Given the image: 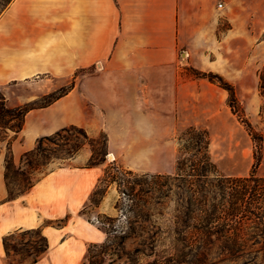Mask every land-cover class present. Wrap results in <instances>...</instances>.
<instances>
[{"label":"crops","instance_id":"obj_1","mask_svg":"<svg viewBox=\"0 0 264 264\" xmlns=\"http://www.w3.org/2000/svg\"><path fill=\"white\" fill-rule=\"evenodd\" d=\"M215 7L216 0H12L0 16V85L45 73L72 76L94 69L50 106L28 113L20 135L10 137L15 162L34 148V137L74 124L93 136L105 131L108 151L130 170L175 173L167 145L161 147L159 139L194 126L204 90L213 84L187 73L197 65L189 50L190 59L183 58L182 49L190 41L186 23L194 17L205 23ZM258 17L264 20V13ZM220 94L225 96V89ZM61 103L69 109L58 119L42 116L29 124L31 115ZM21 136L26 139L23 150ZM91 154L83 148L68 165L47 172L10 200L0 147V264H10L5 237L38 228L48 218L35 207L50 200L51 179L68 169H93L85 165ZM40 191L43 197L34 198Z\"/></svg>","mask_w":264,"mask_h":264},{"label":"rangeland","instance_id":"obj_2","mask_svg":"<svg viewBox=\"0 0 264 264\" xmlns=\"http://www.w3.org/2000/svg\"><path fill=\"white\" fill-rule=\"evenodd\" d=\"M220 3L223 6H220ZM263 6L264 0H216V7L208 11L210 16L205 23L198 22L197 17L189 20L190 22L187 21L186 37L190 41L186 42L182 54L183 58L190 59L187 53L189 50L192 60L197 65L196 68L187 72L189 75L197 76L196 72H213L222 75L224 79L232 83L246 117L255 130L264 136V98L259 91V73L264 67V20L258 17L264 13ZM195 14L196 11L192 10L191 15ZM93 71V68L82 69L72 76L45 73L33 76L27 81L8 82L0 85V95H4L10 107L33 100L45 102L48 94L59 93L72 83L75 85L81 75ZM206 80L210 81L209 78ZM212 83L210 88L204 90L206 96L202 99L201 114L193 125L208 131L209 153L218 172L225 176H245L255 169L259 176H264V143L260 147V144L252 139L246 126L232 112L228 104V91L225 90V96H222L220 94L222 87L218 83ZM65 109H69L65 103L53 109H44L43 113L40 111L34 116L31 115L29 124L36 123L42 116L46 120L58 119L64 115ZM79 120L81 119L78 118L77 121ZM186 129L177 131L174 137L159 139L161 147L167 145V160H174L176 171L178 159L185 153L183 132ZM7 133H2L5 135V141H0L5 158L7 141L12 136L15 139L20 135L12 131ZM71 135L72 141L69 143L64 136L55 139V142L61 146L46 141L47 151L50 152L49 150L54 147H58L59 150L69 147L77 141V134ZM93 137H98L102 146L104 141L102 133ZM40 138L34 137L31 145L34 144L36 147ZM19 142L23 150V145H26L25 137L21 136ZM84 148L92 153V146L89 143ZM109 155L108 151L105 161L93 169L83 171L68 169L51 179L48 189L51 194L50 200L45 203L39 202L35 207L48 218L38 228L14 232V236L8 241L10 264L32 262L36 257L34 247L40 248L44 245L42 236L47 238L49 248L39 256L38 264H89L88 249L93 244L103 243L107 236L102 221H113L125 230L132 227L137 232L126 239L125 250L121 257L111 254L115 251H109L104 264H149L156 258H166L175 253L178 194L173 192L169 197L161 199V202L147 203L148 206L156 207L154 215L149 220L139 219L132 224L131 221L136 220L133 212L129 211L132 201L128 195L120 193L116 182L108 187L98 207L89 204L90 195L106 168L117 164L123 169L130 170L119 157L111 159ZM256 156L260 157V161L254 168ZM20 157L16 159L17 165L20 163ZM63 162L67 165L69 163V161L55 159L34 172L32 177L40 180L47 172L57 169ZM74 164L71 163V165ZM134 173L136 175L126 177L130 181V184H126L127 189L134 186L137 190L145 186L146 180L143 174L159 172L134 171ZM12 180H14L12 187L17 190V183L22 181L20 177ZM138 182H141V186ZM42 197L41 191L34 196L37 199ZM149 236L152 238L149 239ZM259 246L255 244L252 248L253 255L257 258L224 260L217 264H264L263 252L259 251ZM128 253L132 259L128 257Z\"/></svg>","mask_w":264,"mask_h":264},{"label":"trees","instance_id":"obj_3","mask_svg":"<svg viewBox=\"0 0 264 264\" xmlns=\"http://www.w3.org/2000/svg\"><path fill=\"white\" fill-rule=\"evenodd\" d=\"M11 2L12 0L0 1V16ZM195 75L209 78L211 82L218 83L228 91V104L232 112L246 126L252 139L262 147L264 136L255 130L246 117L238 101L235 86L217 73L196 72ZM73 87L74 83L59 93L48 94L45 102L33 100L15 107L8 106L4 95H0V138L3 139L5 135L2 133L8 131L19 134L31 110L50 106ZM259 91L264 98V67L259 73ZM72 133L77 134L75 143L62 150L54 147L49 150L50 152L47 151L46 141L61 146L55 139L64 136L69 143L72 141L70 137ZM101 133L104 138L102 146L99 138L91 136L84 127L74 124L63 127L52 135L41 137L36 147L24 152L20 165L15 162L12 138L9 139L5 158L8 199L18 198L31 189L38 181L32 175L41 167L55 159L69 161L87 143L92 146V155L87 167L103 163L108 153V135L105 131ZM183 136L185 153L178 159L175 174L145 173L143 174L145 186L138 182L141 186L139 189L136 190L134 186L127 189L126 184H130V181L126 177L136 174L132 170L113 164L106 168L99 179L90 195L89 204L98 207L108 187L116 182L120 193L128 195L132 201L129 211L133 212L136 219L131 221L132 224L139 219L149 220L154 215L156 207L148 206L147 203L161 202V199L169 197L173 192L178 194L176 251L166 258H156L149 264H217L224 260H252L257 258L252 250L255 244L260 245L259 251L263 252L264 258V176H259L255 169L245 176L221 175L209 153L208 131L191 126L183 132ZM259 161L260 157L256 156L254 168L259 165ZM19 177L22 182L17 183L18 189L14 190L12 179ZM102 224L105 226L107 236L103 243L93 244L88 249L89 264H104L109 251H115L111 254L121 257L126 239L137 233L132 227L125 230L113 221H102ZM13 236L14 234H11L4 239L9 252L8 241ZM42 238L44 245L40 248L34 247L36 257L32 263L38 262L39 256L49 247L47 238L45 236ZM151 238L149 236V239ZM128 257L132 259L129 253Z\"/></svg>","mask_w":264,"mask_h":264},{"label":"bare ground","instance_id":"obj_4","mask_svg":"<svg viewBox=\"0 0 264 264\" xmlns=\"http://www.w3.org/2000/svg\"><path fill=\"white\" fill-rule=\"evenodd\" d=\"M109 156H110L111 159H114V157H115V155L113 153H110Z\"/></svg>","mask_w":264,"mask_h":264},{"label":"built area","instance_id":"obj_5","mask_svg":"<svg viewBox=\"0 0 264 264\" xmlns=\"http://www.w3.org/2000/svg\"><path fill=\"white\" fill-rule=\"evenodd\" d=\"M220 6H223V4H222V3H220Z\"/></svg>","mask_w":264,"mask_h":264}]
</instances>
